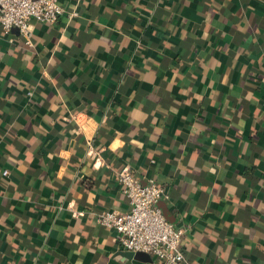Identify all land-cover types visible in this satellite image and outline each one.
<instances>
[{"label":"crops","instance_id":"1","mask_svg":"<svg viewBox=\"0 0 264 264\" xmlns=\"http://www.w3.org/2000/svg\"><path fill=\"white\" fill-rule=\"evenodd\" d=\"M58 1L30 45L0 28V264H158L94 222L122 166L180 264H264V0Z\"/></svg>","mask_w":264,"mask_h":264},{"label":"built area","instance_id":"2","mask_svg":"<svg viewBox=\"0 0 264 264\" xmlns=\"http://www.w3.org/2000/svg\"><path fill=\"white\" fill-rule=\"evenodd\" d=\"M63 12L58 0H0V28L3 33L16 28L23 43L30 45V21L51 25ZM26 96L30 97L31 92H26ZM1 174L4 176L7 171L2 170ZM114 178L128 209L100 210L94 214V222L115 231L120 251L144 253L158 264L184 262L182 239L186 227L172 224L163 216L158 201L168 199L164 189L152 179L139 182L128 166L117 170Z\"/></svg>","mask_w":264,"mask_h":264},{"label":"water","instance_id":"3","mask_svg":"<svg viewBox=\"0 0 264 264\" xmlns=\"http://www.w3.org/2000/svg\"><path fill=\"white\" fill-rule=\"evenodd\" d=\"M11 30L17 32L16 28H12ZM119 254L125 258H137V259H143L142 256H145L146 258H148V256H146V254L144 253H131V252H119Z\"/></svg>","mask_w":264,"mask_h":264}]
</instances>
